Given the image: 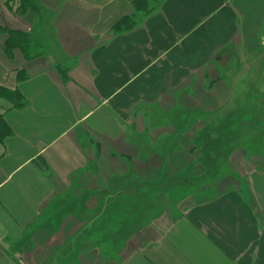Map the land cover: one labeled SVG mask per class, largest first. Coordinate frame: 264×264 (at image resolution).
Segmentation results:
<instances>
[{
    "label": "crops",
    "instance_id": "1",
    "mask_svg": "<svg viewBox=\"0 0 264 264\" xmlns=\"http://www.w3.org/2000/svg\"><path fill=\"white\" fill-rule=\"evenodd\" d=\"M136 1L0 0V89L26 103L0 93V249L24 264H264V99L227 79L228 60L263 53L264 0H157L148 15ZM124 17L137 26L114 31ZM224 116L234 140L203 180L190 143Z\"/></svg>",
    "mask_w": 264,
    "mask_h": 264
},
{
    "label": "rangeland",
    "instance_id": "2",
    "mask_svg": "<svg viewBox=\"0 0 264 264\" xmlns=\"http://www.w3.org/2000/svg\"><path fill=\"white\" fill-rule=\"evenodd\" d=\"M262 52L263 53H260L254 57L248 58H243L238 55V61L234 59L228 60V65L231 63L229 66H233L231 67L232 69H230V72L227 73L229 78H227L226 73H223L219 75L217 79H223L225 77L228 80H230L232 77L238 79V77L243 75L241 81L243 83L246 82V84L245 88L242 84L244 89H240L238 91L240 92V95H242L243 91L248 92V94L249 91H254L255 93H260L264 99V47ZM228 58L229 57L225 58L224 61H226ZM248 67H252L251 69H253V72L248 75H244V68L247 69ZM250 80L254 82V85L251 88H249L250 86L248 84ZM238 105L239 104L235 103L232 110L236 109L237 107H241ZM227 112L230 111L226 110L223 114L228 115ZM227 118L228 117L224 116L221 117L220 120L213 121L211 123L212 125L208 126V132L204 131L201 136H197L193 139V142L190 143L191 145L196 144V148L199 151L197 159H199V161L203 164V180L207 178H210L211 180L215 179L216 175L221 172L223 160L227 161L228 152L230 151L229 145L234 140V133L231 132L228 127L229 120ZM202 124L204 125V123ZM200 125H197L195 128H198ZM212 131H216V133L213 134ZM202 179H193L191 183L192 185L199 187L200 184L203 183ZM8 255H11L8 251L5 252L4 250L0 249V264H24L22 263V259L19 258L21 255H11L10 259Z\"/></svg>",
    "mask_w": 264,
    "mask_h": 264
},
{
    "label": "trees",
    "instance_id": "3",
    "mask_svg": "<svg viewBox=\"0 0 264 264\" xmlns=\"http://www.w3.org/2000/svg\"><path fill=\"white\" fill-rule=\"evenodd\" d=\"M21 5L20 8L23 11H27L29 8L34 9V2L35 0H20ZM151 1H157V0H137L134 3V10L136 13L141 12L142 14L148 15L151 14L152 12L156 11L158 7H154L153 9L149 8V3ZM137 21H134L131 17H124L120 22H118L115 27L114 31L120 33V32H125V31H131L137 26ZM10 45L9 43L7 44V48H9ZM21 75V74H20ZM0 93L2 96L7 98L9 101L12 102L13 107L16 109H23L26 106V103H19L21 100V95L16 91V92H10L5 89H0ZM228 127L230 128L231 125L228 123ZM12 135V132L8 129V127L5 124L4 118L0 116V143L4 142L5 139L10 137ZM216 143V142H215Z\"/></svg>",
    "mask_w": 264,
    "mask_h": 264
}]
</instances>
